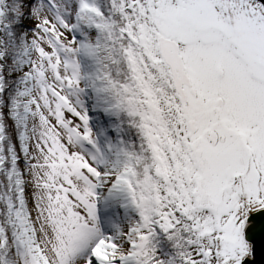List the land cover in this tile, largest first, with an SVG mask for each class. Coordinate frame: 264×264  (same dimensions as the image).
Wrapping results in <instances>:
<instances>
[{
    "label": "snow or ice",
    "instance_id": "obj_1",
    "mask_svg": "<svg viewBox=\"0 0 264 264\" xmlns=\"http://www.w3.org/2000/svg\"><path fill=\"white\" fill-rule=\"evenodd\" d=\"M0 264H264V0H0Z\"/></svg>",
    "mask_w": 264,
    "mask_h": 264
}]
</instances>
